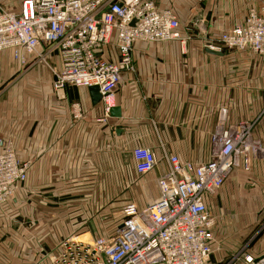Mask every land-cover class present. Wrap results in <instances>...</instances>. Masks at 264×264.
Instances as JSON below:
<instances>
[{"label": "crops", "instance_id": "crops-1", "mask_svg": "<svg viewBox=\"0 0 264 264\" xmlns=\"http://www.w3.org/2000/svg\"><path fill=\"white\" fill-rule=\"evenodd\" d=\"M10 1L0 3L19 6ZM154 1L174 10L189 39L185 45L179 40L134 44V70L124 73L116 90L120 117L102 119L101 103H93L87 88L69 84L55 89L54 76L35 56L24 67L22 80L38 87L0 102V136L11 137L20 159L31 162L28 180L16 194L22 198L0 204L2 261L14 258L21 232L29 248L35 242L39 251L40 241H45L53 254L67 237L97 235L90 224L95 223V211L103 214L110 206L112 189L134 188L135 200L145 205L159 195L157 178L167 166L164 155L207 161L210 136L223 111L229 123L259 115L264 104L263 58L209 49L218 45L215 25L223 22L230 28L240 23L252 5L264 0ZM0 58L1 74L17 69L9 52ZM32 90L38 92L32 96ZM76 101L83 106L79 119L71 106ZM11 102L21 104V110L13 111ZM254 135L264 139V113ZM137 145L151 147L160 160L150 173L135 170L132 149ZM208 200L216 217L212 261L248 264L245 255L263 256L264 157H253L248 171L236 166ZM79 223L89 224L81 235Z\"/></svg>", "mask_w": 264, "mask_h": 264}, {"label": "built area", "instance_id": "built-area-1", "mask_svg": "<svg viewBox=\"0 0 264 264\" xmlns=\"http://www.w3.org/2000/svg\"><path fill=\"white\" fill-rule=\"evenodd\" d=\"M189 39L179 17L154 0H21L17 8L0 3V55L11 53L20 68L35 56L50 67L53 86H98L102 119L116 106V90L125 72L134 70V44ZM214 50L250 52L264 58V3L252 5L244 19L221 32ZM54 60H53V59ZM53 60V63L52 61ZM2 61L0 58V73ZM75 118L81 102L72 103ZM254 119L229 123L225 111L210 136L211 155L194 162L166 154L157 178L159 195L139 206L122 208L116 233L104 237L70 236L52 255L53 264H215L216 217L209 197L225 184L236 166L249 170L253 157H264V139ZM101 119V120H102ZM138 174L150 173L160 160L145 145L132 149ZM31 162L17 154L11 137L0 136V204L16 197L28 180ZM248 264H264V255H245Z\"/></svg>", "mask_w": 264, "mask_h": 264}, {"label": "rangeland", "instance_id": "rangeland-1", "mask_svg": "<svg viewBox=\"0 0 264 264\" xmlns=\"http://www.w3.org/2000/svg\"><path fill=\"white\" fill-rule=\"evenodd\" d=\"M21 0H12L10 1L8 4H17L18 2L20 3ZM263 0H259L258 2H262ZM257 2V1H256ZM228 25L219 23L217 25H215V27H213L214 30V38L217 40L219 39V36L221 34L222 31L228 29L227 28ZM198 33V32H196ZM11 54V53H10ZM53 59V58H52ZM54 60V59H53ZM53 60L52 63H53ZM261 61V60H260ZM264 61V58H263ZM14 62H16L15 64H17V61L14 60ZM43 62V61H42ZM43 65L46 66V70H49L51 73V69L49 66H47L44 62ZM12 68H10V70L8 71V74L3 75L0 73V102H2L3 100H8L9 98H11V101L14 99L15 96H18L19 93H21V91H23L24 89H35V87H38V84H35V82L32 81H25V85L23 84V80H22V76H23V72L26 69L24 68H20V66H18L17 64V69L16 70H11ZM53 75V73H52ZM23 86H25V88H23ZM37 89V88H36ZM38 92V90H32L31 94L32 96L35 95ZM9 103V102H6ZM3 102L2 105L6 104ZM10 104V103H9ZM13 105L12 110H16V111H20L21 110V104L18 103H14L11 102V107ZM5 106V105H4ZM16 106V108H15ZM264 110V104L261 107V110L259 112L262 113ZM133 173L129 174L128 173V178H134L133 177ZM134 188H127L126 190H113L111 191V204L110 206L105 209L104 213L102 214V211H95L94 212V224H90L91 226L94 227L95 230V234L99 235V236H110L114 233L117 232L122 220H123V214H122V208L123 205L125 204L126 201H130L129 198H131V200L135 201L137 203V200H135V196L134 194H137V192L134 191ZM126 191V192H125ZM21 199L22 195L20 197H16ZM139 205V204H138ZM144 205V204H143ZM143 205H139V206H143ZM89 224L88 223H79V232L78 234L81 235L83 233V231H81L82 229H84L85 227H87ZM71 226H74L73 224ZM84 231H87L84 230ZM73 235H77V233L73 234ZM91 233H89L87 236L90 237ZM86 236V237H87ZM80 238H84V237H80ZM41 242V247H39V251L36 248V244L34 242V247L33 248H29V243L28 240L26 238L25 235H23V233L21 232L20 235H18V237L15 240V244L17 246V248H15L14 253L15 256L14 258H9L7 259H2L0 258V264L3 263H7L8 264H53L51 261L52 255H53V251L51 249V246L45 242V241H40ZM29 248V249H28ZM40 253V252H42Z\"/></svg>", "mask_w": 264, "mask_h": 264}, {"label": "water", "instance_id": "water-1", "mask_svg": "<svg viewBox=\"0 0 264 264\" xmlns=\"http://www.w3.org/2000/svg\"><path fill=\"white\" fill-rule=\"evenodd\" d=\"M209 52L211 53H218V51H215V50H212V49H209ZM221 54V53H219ZM89 91H90V95L92 97V101L94 104H97L100 102L101 100V93L99 91V87L98 86H92L89 88ZM110 115L113 116V117H120L121 116V108L120 106H115L111 109L110 111Z\"/></svg>", "mask_w": 264, "mask_h": 264}]
</instances>
